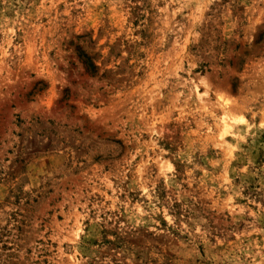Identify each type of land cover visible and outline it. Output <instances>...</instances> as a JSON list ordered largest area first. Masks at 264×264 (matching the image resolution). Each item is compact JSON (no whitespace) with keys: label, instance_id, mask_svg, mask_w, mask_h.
Wrapping results in <instances>:
<instances>
[{"label":"rangeland","instance_id":"obj_1","mask_svg":"<svg viewBox=\"0 0 264 264\" xmlns=\"http://www.w3.org/2000/svg\"><path fill=\"white\" fill-rule=\"evenodd\" d=\"M0 264H264V0H0Z\"/></svg>","mask_w":264,"mask_h":264}]
</instances>
